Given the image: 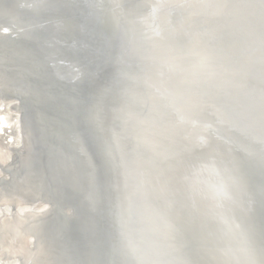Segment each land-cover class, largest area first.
I'll use <instances>...</instances> for the list:
<instances>
[{
    "label": "water",
    "instance_id": "water-1",
    "mask_svg": "<svg viewBox=\"0 0 264 264\" xmlns=\"http://www.w3.org/2000/svg\"><path fill=\"white\" fill-rule=\"evenodd\" d=\"M219 1L227 13L250 8L248 0ZM14 15L20 24L10 22ZM146 22L140 0H0V26L10 30L0 37V82L18 90L15 100L28 111L36 144L17 179L45 200L43 207L53 205L47 217L20 216L32 232L24 264H192L188 256L163 251L170 259L164 262L152 253L133 216L136 149L120 133L124 110L139 98L153 57ZM0 104L19 116L9 102ZM229 124L243 149L264 147V78ZM189 129L174 144L173 171L200 181L215 172L225 152L212 121H195ZM0 136L1 162L8 164L15 158L9 143L19 141V132ZM260 169L261 163L253 171ZM13 184L0 179V189Z\"/></svg>",
    "mask_w": 264,
    "mask_h": 264
},
{
    "label": "bare ground",
    "instance_id": "bare-ground-1",
    "mask_svg": "<svg viewBox=\"0 0 264 264\" xmlns=\"http://www.w3.org/2000/svg\"><path fill=\"white\" fill-rule=\"evenodd\" d=\"M248 1L249 9L227 13L219 0H140L153 57L139 98L124 110L120 134L136 149L130 173L135 223L147 248L164 262L170 261L165 252L189 257L192 264H264V147L243 149L229 124L264 78V0ZM21 21L10 18L14 25ZM9 34L0 26V37ZM18 96L11 82H0V101L19 111L12 116L0 110V134L19 132V141L9 143L15 158L8 164L1 162L0 144V172L9 171L0 179L14 183L11 190L0 189V264L27 260L32 232L20 216L30 220L53 212L52 204L43 207L45 200L23 190L17 179L36 150ZM209 120L223 162L200 181L177 176L174 144L195 121ZM8 138L13 141L14 134Z\"/></svg>",
    "mask_w": 264,
    "mask_h": 264
},
{
    "label": "rangeland",
    "instance_id": "rangeland-1",
    "mask_svg": "<svg viewBox=\"0 0 264 264\" xmlns=\"http://www.w3.org/2000/svg\"><path fill=\"white\" fill-rule=\"evenodd\" d=\"M11 131V130H10ZM10 134H13L12 132ZM3 139V136H0V141Z\"/></svg>",
    "mask_w": 264,
    "mask_h": 264
}]
</instances>
